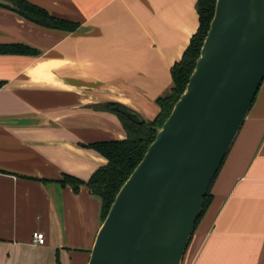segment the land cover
Instances as JSON below:
<instances>
[{
  "label": "crops",
  "instance_id": "0c3cea01",
  "mask_svg": "<svg viewBox=\"0 0 264 264\" xmlns=\"http://www.w3.org/2000/svg\"><path fill=\"white\" fill-rule=\"evenodd\" d=\"M28 1L79 26L48 28L0 6V44L37 51L0 53V264H88L101 200L59 180L108 163L82 144L127 138L107 102L157 116L199 28L198 0ZM212 194L183 264H264V82Z\"/></svg>",
  "mask_w": 264,
  "mask_h": 264
},
{
  "label": "water",
  "instance_id": "95a60500",
  "mask_svg": "<svg viewBox=\"0 0 264 264\" xmlns=\"http://www.w3.org/2000/svg\"><path fill=\"white\" fill-rule=\"evenodd\" d=\"M263 82L264 0H217L186 90L120 189L88 264H183Z\"/></svg>",
  "mask_w": 264,
  "mask_h": 264
},
{
  "label": "trees",
  "instance_id": "16d2710c",
  "mask_svg": "<svg viewBox=\"0 0 264 264\" xmlns=\"http://www.w3.org/2000/svg\"><path fill=\"white\" fill-rule=\"evenodd\" d=\"M10 1L14 3V6L2 4L0 6L12 9L25 19L41 26L64 31H74L79 26V23L55 16L47 9L28 0ZM216 4L217 0H198L199 28L191 38V42L182 60L172 68V89L167 95L157 99V104L160 107L157 116L153 120L148 121L139 112L126 104L115 101L107 102L104 105L105 109L118 117L127 133V138L82 144V146L100 153L108 160V163L98 168L88 180L68 173L64 174L59 180L62 185H70L76 192L80 190L81 186H87L93 195L99 197L102 204V222L105 220L120 189L143 159L149 146L156 139L158 130L168 119L176 102L185 92L210 30L211 22L215 15ZM0 53L35 54L37 51L22 44H0ZM219 171L205 197L204 209L197 221L196 227L212 203V187Z\"/></svg>",
  "mask_w": 264,
  "mask_h": 264
},
{
  "label": "built area",
  "instance_id": "2783aa9c",
  "mask_svg": "<svg viewBox=\"0 0 264 264\" xmlns=\"http://www.w3.org/2000/svg\"><path fill=\"white\" fill-rule=\"evenodd\" d=\"M46 236L43 232H34L33 234V242L35 244H45Z\"/></svg>",
  "mask_w": 264,
  "mask_h": 264
}]
</instances>
